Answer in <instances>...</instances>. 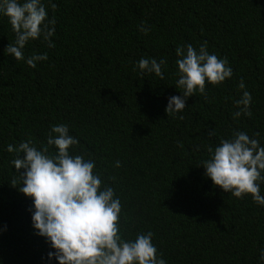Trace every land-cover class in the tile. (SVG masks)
Segmentation results:
<instances>
[{
  "label": "trees",
  "instance_id": "16d2710c",
  "mask_svg": "<svg viewBox=\"0 0 264 264\" xmlns=\"http://www.w3.org/2000/svg\"><path fill=\"white\" fill-rule=\"evenodd\" d=\"M54 2L55 46H25L26 56L48 54L35 68L4 53L14 33L0 17V264H58L32 227L31 198L10 183L18 174L9 163L14 153L5 151L29 138L46 146L54 124L68 125L75 153L94 159L114 187L125 236L152 231L167 264H258L264 207L213 185L199 164L205 146L234 130L264 138V0ZM142 23L147 34L138 31ZM203 41L227 58L233 75L206 83L207 100L197 93L182 113L167 115L168 97L182 95L174 86L175 48ZM141 57L165 58L164 79L133 71ZM241 79L252 115L234 120Z\"/></svg>",
  "mask_w": 264,
  "mask_h": 264
},
{
  "label": "clouds",
  "instance_id": "9594fccd",
  "mask_svg": "<svg viewBox=\"0 0 264 264\" xmlns=\"http://www.w3.org/2000/svg\"><path fill=\"white\" fill-rule=\"evenodd\" d=\"M56 6L54 0H0V17H7L14 33L4 53L30 68L46 61L47 52L26 56L25 46L34 40L47 48L55 46L51 38L55 35L56 20L54 16L49 17L48 9L55 11ZM138 31L147 34L149 28L142 23ZM207 45L203 41L195 47L191 43L176 46L174 86L182 95L168 97L167 115L182 113L187 98L197 93L207 100L206 83L219 85L232 77L227 58L209 52ZM166 66L165 58L157 61L141 57L134 62L133 71L139 70L140 75L154 74L162 80V68ZM238 89L241 94L233 101L234 120L252 115V95L243 79ZM215 134V129L207 133L208 136ZM262 139L259 131L249 136L237 129L227 138L220 137L216 145L205 146L207 158L199 164L204 168V175L232 196L242 198L250 194L255 204L264 207V195L260 191L264 184ZM77 144L68 125L54 124L47 132L46 146L37 147L29 138L5 148L8 153H14L9 163L18 174L10 183L31 198L32 227L52 249L47 259L54 258L58 264H167L153 242L152 231L124 235L119 196L113 186L102 180L94 159L75 153ZM50 147L54 150L50 151ZM114 166L120 167V161H115ZM109 179L115 180V177ZM258 264H264V248L259 249Z\"/></svg>",
  "mask_w": 264,
  "mask_h": 264
}]
</instances>
